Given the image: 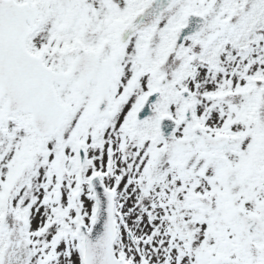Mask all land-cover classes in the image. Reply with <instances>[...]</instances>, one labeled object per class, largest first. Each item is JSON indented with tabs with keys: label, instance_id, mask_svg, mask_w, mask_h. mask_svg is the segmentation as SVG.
I'll return each instance as SVG.
<instances>
[{
	"label": "snow or ice",
	"instance_id": "1",
	"mask_svg": "<svg viewBox=\"0 0 264 264\" xmlns=\"http://www.w3.org/2000/svg\"><path fill=\"white\" fill-rule=\"evenodd\" d=\"M0 264H264V0H0Z\"/></svg>",
	"mask_w": 264,
	"mask_h": 264
}]
</instances>
